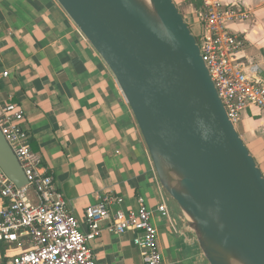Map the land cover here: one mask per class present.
Here are the masks:
<instances>
[{
	"label": "crops",
	"instance_id": "obj_1",
	"mask_svg": "<svg viewBox=\"0 0 264 264\" xmlns=\"http://www.w3.org/2000/svg\"><path fill=\"white\" fill-rule=\"evenodd\" d=\"M184 1V12L179 10L187 24H199L203 1L200 7ZM221 2L250 14L246 21L226 25L244 37L243 55L250 62L255 59L264 74V0ZM0 70L10 73L0 80V105L13 103L24 113L31 150L54 177L82 232L88 231L85 210L98 195L123 198L126 212L137 211L142 197L153 212L164 264H210L180 208L161 186L114 74L57 0H0ZM245 113L237 131L264 175V111L252 107ZM32 200L37 203L35 195ZM163 202L171 220L157 211ZM139 235L103 231L91 243L97 263L144 264L134 244ZM18 253L16 245L0 243V264Z\"/></svg>",
	"mask_w": 264,
	"mask_h": 264
},
{
	"label": "water",
	"instance_id": "obj_2",
	"mask_svg": "<svg viewBox=\"0 0 264 264\" xmlns=\"http://www.w3.org/2000/svg\"><path fill=\"white\" fill-rule=\"evenodd\" d=\"M114 74L210 264H264V175L174 0H57ZM0 167L28 178L0 129Z\"/></svg>",
	"mask_w": 264,
	"mask_h": 264
},
{
	"label": "built area",
	"instance_id": "obj_3",
	"mask_svg": "<svg viewBox=\"0 0 264 264\" xmlns=\"http://www.w3.org/2000/svg\"><path fill=\"white\" fill-rule=\"evenodd\" d=\"M198 22L202 32L201 56L207 66L228 118L236 127L243 112L257 107L264 111V82L261 69L243 55L245 40L227 27L229 21H246L250 14L239 6L221 0H202ZM0 70V80L8 78ZM24 113L18 105H0V129L18 158L28 185L18 188L0 167V243L14 244L19 253L4 264H98L91 243L103 231L122 235L136 231L134 244L140 249L144 264H164L158 248V231L153 212L144 198L139 209L126 212L123 198L98 195L85 210L88 231L80 223L53 176L46 174L41 157L31 150L30 135L23 128ZM31 190L37 203L30 197ZM119 208V209H117ZM157 211L171 220L163 202Z\"/></svg>",
	"mask_w": 264,
	"mask_h": 264
},
{
	"label": "rangeland",
	"instance_id": "obj_4",
	"mask_svg": "<svg viewBox=\"0 0 264 264\" xmlns=\"http://www.w3.org/2000/svg\"><path fill=\"white\" fill-rule=\"evenodd\" d=\"M175 1V3H176V5L178 6V8L179 9H181L183 12H184V10H185V5H184V0H174ZM187 3H188V1H186ZM190 25V29H191V31H192V33L194 34V36L196 37V39H197V41H198V43H199V41H200V38H201V32H202V28H201V25L200 24H197V25H195V24H189ZM244 53H247V49L245 50V51H243V54ZM248 53L252 56L253 55V52L252 51H249L248 50ZM254 56V55H253ZM251 60V62L250 61H248L249 63H255L256 61H255V59H253V58H251L250 59ZM261 76L264 78V74H262L261 73ZM246 112V111H245ZM245 112H243V114H242V116L244 115V116H246V113ZM245 113V114H244ZM242 118V117H241ZM238 127V129H241V124H240V122L237 124V126H236V128ZM30 197L32 198V197H34V193H33V190H31V193H30Z\"/></svg>",
	"mask_w": 264,
	"mask_h": 264
},
{
	"label": "trees",
	"instance_id": "obj_5",
	"mask_svg": "<svg viewBox=\"0 0 264 264\" xmlns=\"http://www.w3.org/2000/svg\"><path fill=\"white\" fill-rule=\"evenodd\" d=\"M193 3L197 6V7H200L201 6V2L200 0H192Z\"/></svg>",
	"mask_w": 264,
	"mask_h": 264
},
{
	"label": "bare ground",
	"instance_id": "obj_6",
	"mask_svg": "<svg viewBox=\"0 0 264 264\" xmlns=\"http://www.w3.org/2000/svg\"><path fill=\"white\" fill-rule=\"evenodd\" d=\"M148 1V0H147Z\"/></svg>",
	"mask_w": 264,
	"mask_h": 264
}]
</instances>
